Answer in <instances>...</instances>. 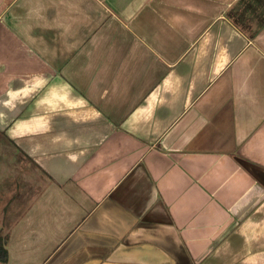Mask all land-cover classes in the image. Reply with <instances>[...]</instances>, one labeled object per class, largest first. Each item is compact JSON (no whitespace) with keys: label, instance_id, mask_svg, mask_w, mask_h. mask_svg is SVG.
<instances>
[{"label":"crops","instance_id":"obj_1","mask_svg":"<svg viewBox=\"0 0 264 264\" xmlns=\"http://www.w3.org/2000/svg\"><path fill=\"white\" fill-rule=\"evenodd\" d=\"M2 143L0 264H264V0H0Z\"/></svg>","mask_w":264,"mask_h":264},{"label":"rangeland","instance_id":"obj_2","mask_svg":"<svg viewBox=\"0 0 264 264\" xmlns=\"http://www.w3.org/2000/svg\"><path fill=\"white\" fill-rule=\"evenodd\" d=\"M25 170L21 161L14 158L11 147L5 143L0 144V174H23Z\"/></svg>","mask_w":264,"mask_h":264},{"label":"trees","instance_id":"obj_3","mask_svg":"<svg viewBox=\"0 0 264 264\" xmlns=\"http://www.w3.org/2000/svg\"><path fill=\"white\" fill-rule=\"evenodd\" d=\"M6 255V250L0 246V261L4 262L6 260Z\"/></svg>","mask_w":264,"mask_h":264}]
</instances>
